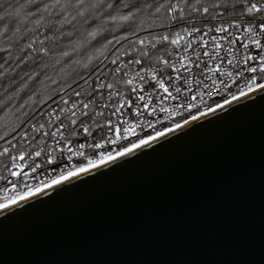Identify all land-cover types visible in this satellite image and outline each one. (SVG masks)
Returning <instances> with one entry per match:
<instances>
[{
    "label": "water",
    "instance_id": "95a60500",
    "mask_svg": "<svg viewBox=\"0 0 264 264\" xmlns=\"http://www.w3.org/2000/svg\"><path fill=\"white\" fill-rule=\"evenodd\" d=\"M0 264H264V90L1 211Z\"/></svg>",
    "mask_w": 264,
    "mask_h": 264
},
{
    "label": "built area",
    "instance_id": "2783aa9c",
    "mask_svg": "<svg viewBox=\"0 0 264 264\" xmlns=\"http://www.w3.org/2000/svg\"><path fill=\"white\" fill-rule=\"evenodd\" d=\"M259 2L264 3V0ZM174 4L178 5L177 3ZM169 14L176 24V12L172 13L169 11ZM234 21L239 22L241 28L239 30L229 28V32L241 36V42H243L245 36L243 32L244 26H247L249 23L257 25L259 23L258 19L254 20L250 15L221 17L212 21L191 23L170 33L145 37L147 38L145 45H140L138 42V45L134 47L118 49L107 55L98 69L81 87L63 92L58 99L28 120L23 128L10 140L11 144L7 142L0 147V152H3L4 148L9 149L7 154L0 155V202L16 198L60 177L61 170L66 175L78 169L80 166L89 164V160L92 163L99 162L101 161L102 155L105 159L108 157L109 152L112 155L116 154L124 148L138 142L140 139L154 135L194 114L211 108L220 103L218 101L221 99L225 101L233 97V95L248 90V80L252 74L244 72L242 76L236 75L243 67L242 64H237V61L241 60L246 53L240 48L238 43L233 46L235 48V54L230 55L224 50L228 47L227 41L220 39L224 34L215 31L221 24L227 27ZM193 28L200 29V32L193 33L189 36L184 31L185 29L191 31ZM177 32L181 33L184 37L178 45H172L170 42L164 41L158 43L155 48H152L151 43H149L150 41L154 42L153 37L158 40L163 35H169L170 39L175 38ZM205 33L207 35H204ZM201 36H204V41L208 42L204 43V41H201ZM212 36L217 37L222 48L217 49L215 47L211 41ZM258 38L264 43V36ZM188 41L192 42V47L185 51L184 45ZM163 43L166 44V47H161ZM138 50L147 51L150 53V56L143 58L140 65H128V61L141 58ZM205 51L209 52L212 58L205 56L203 54ZM117 52L119 53V60L118 64L114 65L111 61L116 58ZM156 52H158V55H156ZM217 52L219 53V59L215 58ZM197 53H200V55L197 56ZM228 60H232L233 63L230 65ZM164 61L174 64L175 68L180 69V72L177 74L173 68H168L163 63ZM182 64L184 67L181 66ZM118 65L122 67V71L115 72L114 70ZM217 65H220L219 71H216ZM141 68L150 71L155 69L159 76L165 79L169 76L173 77L169 90L175 94V87L179 86L181 88L177 99H157V92L161 97L166 94L163 93L162 89H158L155 81H152L150 78H147L143 83L139 81L136 77V72ZM125 72L128 73L127 76L124 75ZM229 72L233 75L229 76L227 74ZM177 75L181 79L176 80L175 77ZM128 79L133 80V86L139 90L137 93H133L131 87L126 85L125 81ZM185 80L189 81L190 84H185ZM213 81H216V83H213ZM263 81L264 79H261L258 74L257 82L261 83ZM109 83L113 84L112 89H108L107 87L100 89L97 87L99 84L106 86ZM166 86L169 85L166 84ZM189 87L191 88L190 91L188 90ZM77 92L81 93L79 97L75 95ZM109 92H116L120 95L108 100ZM209 92H211V95L208 94ZM146 93L153 94L152 100L154 102L150 104L147 110L143 108V104L148 99ZM138 95H145L146 100L139 101L137 98ZM121 97L131 101L132 107L139 106L143 113L139 118V123L142 127H135V132L127 133L126 138L124 136H118L110 130L116 124L123 125L124 127L129 126L124 123L125 120L129 121V123L135 122V113L132 111V107L127 105L122 109L123 115L121 113L113 115L115 109L120 107L119 101ZM80 101H91L89 108L85 111H89L90 113L93 111L100 112L102 115L95 116L94 119L80 116ZM73 103L77 104L76 109H72ZM153 106L156 111L151 113ZM61 109H65V112H61ZM69 109L75 110L78 113L77 117H75L77 119L76 125H72L70 120L66 118L70 116ZM161 109H164V111H161ZM57 116H60V120L56 119ZM109 120L112 121V125L107 123ZM81 121L90 126L91 136L83 132V128L80 126ZM61 122H63L64 127H60ZM41 124L44 125L42 129H40ZM37 129L39 130L37 131ZM57 129H59L58 135L52 137L50 134L56 132ZM43 133H49V135L44 136ZM73 133L76 134L73 135ZM60 134L65 138L63 142L70 143L73 152L78 150L80 144H85L86 147L82 150L85 155H73V158L68 160L67 153H65L60 158L58 149L62 144L57 143L60 140ZM94 144H99L100 147H88V145ZM12 145H15V148ZM41 149H44L42 155L35 157L34 153ZM21 152L28 153L29 155L24 160H21L19 159ZM49 153L57 156V162L52 165L44 162L46 155ZM13 156L17 158L15 160V167L13 166ZM34 164H40L41 166L33 173L32 166ZM14 171L20 172L21 176L13 177L11 173ZM25 172L28 173L26 177L23 175ZM10 181H14L16 187H13Z\"/></svg>",
    "mask_w": 264,
    "mask_h": 264
},
{
    "label": "trees",
    "instance_id": "16d2710c",
    "mask_svg": "<svg viewBox=\"0 0 264 264\" xmlns=\"http://www.w3.org/2000/svg\"><path fill=\"white\" fill-rule=\"evenodd\" d=\"M51 2L0 0V15L12 6L25 5L18 20L9 25L7 34L0 36V137H3L0 147L63 92L81 87L107 55L138 45L140 38L170 33L191 23L240 16L244 8L240 0H199V4L197 0H102L103 7L99 10L89 7L91 15L87 20L77 17L74 27L57 31L54 42L45 39V36H53V32L48 31L53 20L43 11L44 5ZM92 2L93 5L97 3L85 0L88 5ZM174 3L179 9H184L183 19H180V10L176 11V24L169 14V5ZM109 4L112 8L108 7ZM215 4L221 6L213 7ZM161 5L163 7L157 12ZM193 7L200 11H192ZM204 7L209 8V13H203ZM69 11L76 15L75 8ZM24 13L37 15L30 18ZM129 13H133L129 20L121 19ZM40 16L44 19L37 25L36 20ZM111 17L115 20L111 21ZM93 29L98 31V35L90 39L87 33ZM3 30L4 25H0V31ZM125 36L127 39H121ZM109 40L113 43L109 44ZM116 40L120 43L117 44ZM30 43L35 51L27 47ZM161 47H166V44ZM42 48L49 49V53L45 55ZM222 101L224 99L218 102Z\"/></svg>",
    "mask_w": 264,
    "mask_h": 264
},
{
    "label": "snow or ice",
    "instance_id": "6c2138e0",
    "mask_svg": "<svg viewBox=\"0 0 264 264\" xmlns=\"http://www.w3.org/2000/svg\"><path fill=\"white\" fill-rule=\"evenodd\" d=\"M240 2L244 5L243 11L241 12V15H250L253 17V19H258L259 23L254 24V23H249L247 26H244L243 28V32L245 34L244 38H243V42H241L242 37L239 35H236L234 33H230L229 32V28H235L237 30H239L241 28V25L239 22H232L231 24H229L227 27H225L223 24H221L219 27H217L215 29V31L217 33H223L224 35L220 37L221 40H226L228 43V47L226 49H224L226 52H228L230 55H234L235 54V48L233 46L237 45L239 43L240 48H242L244 50V52L246 53L241 60L237 61V64H242L243 67L241 68V70L236 73L237 76H242L244 74V72L250 73L252 74L250 76V79L248 80V87L249 90H252V85H255L257 88L264 90V83H258L257 82V75L259 74V77L261 79H264V43H262L261 39L258 38L260 36H264V3L259 2V0H257V2H251V0H240ZM197 4H199V0H197ZM221 5L219 4H215L213 5V7H220ZM89 7H91L92 9L95 10H99L100 8L103 7V2L102 0H97V3L95 5H86L85 0H52L51 3H46L44 5L43 11L48 13V16L50 18H52L53 23H51L48 26V31L53 32V36L49 37V36H45V39H52L54 42V37H55V33L57 31L63 32V30L67 27V28H72L75 26V22L77 20V17H83L84 19H88V17L91 15V12L88 10ZM109 8H112V5L109 4L108 5ZM163 7V5L157 7L156 11L159 12L160 8ZM71 8H75L76 10V15L73 16L71 14V12L69 11V9ZM178 5H169V11L172 13H175L177 11ZM25 9V5L21 4L19 7L16 6H12L9 9H7L5 11L4 15H0V25H4V30L0 31V36L6 35L8 30H9V25L13 22H15L16 20H18V18L20 17L21 13L24 12ZM180 19H183L184 17V9L180 8ZM192 11H200L199 8L197 7H193ZM203 13L207 14L209 13V8L208 7H204L202 9ZM25 15H28L30 18L31 17H35L37 15V13H24ZM133 15V13H129V15L126 16H122L121 19L122 20H129L130 17ZM175 18V17H174ZM44 19L43 16H40L39 19L36 20V24L39 25L41 23V21ZM115 17H111V21H114ZM18 30V29H17ZM187 35L191 36L193 33H198L200 32V29L197 28H193L191 29V31L185 29L184 30ZM250 34V35H248ZM98 35V31L96 29H93L92 31L87 33V36L90 39H95L96 36ZM204 35H207V33H205ZM184 37L181 35V33L177 32L175 38L170 39L169 35H163L161 37H159V39L157 40L155 37H153V41L154 42H149L151 43V47L155 48L157 46L158 43L160 42H164V41H168L170 42L172 45H178L180 40H182ZM121 39H127V37H121ZM147 38L145 39H140L138 42L140 45H145V41ZM201 41H204V36L200 37ZM211 41L213 42V44L215 45V47L217 49L222 48V45L218 42L217 37L216 36H212L211 37ZM117 44L120 43V40H116L115 41ZM208 41H204V43H207ZM41 43H43V41H41ZM109 44H112L113 41L109 40L108 41ZM29 49H33V51H35L33 44L30 43L27 46ZM192 47V42L188 41L185 43L184 45V50L187 51L189 48ZM41 51L47 55L49 53V49L47 48H42ZM140 53V59H133L127 62L128 65H140L142 63V59L145 57H149L150 53L147 51H143V50H138ZM205 56H209L210 58H212L211 54L207 51H205L203 53ZM64 55H68V53H64ZM200 53H197V56H199ZM216 59H219V53L217 52V55L215 57ZM183 59V57H182ZM118 60H119V53L117 52L116 54V58L113 59L111 61L112 64L116 65L118 64ZM168 68H173L174 71L178 74L180 72L179 68H175L174 64L169 63L168 61H164L163 62ZM228 63L231 65L233 62L232 60H228ZM182 67H184V65H181ZM220 70V65L216 66V71ZM115 72H120L122 71V67L121 66H117L114 70ZM229 76L233 75L231 72L227 73ZM125 76L128 75L127 72L124 73ZM136 77L139 79V81L141 83H143L147 78H150L152 81H155V85L158 89H162L163 93H165L166 95L161 97L159 95V93H156V98L157 99H168L171 98L172 100H176L178 94L181 92V88L179 86L175 87V94L169 90L171 84L170 82L172 81L173 77L169 76L167 77V79L159 76L157 70L153 69V70H148V69H144L141 68L139 71L136 72ZM176 80L181 79V77L179 75H177L175 77ZM55 82V81H54ZM126 85L131 87V91L133 93H137L139 90L133 86V80L132 79H128L125 81ZM185 84H190L189 81L185 80L184 81ZM213 83H216V81H213ZM166 84H168L169 86H166ZM100 89H103L105 87H107L108 89H112L113 88V84L109 83L106 86L103 84H99L97 86ZM188 90L190 91L191 88L189 87ZM209 95H211V92L208 93ZM243 94V93H241ZM75 95L77 97H79L81 95V93L77 92L75 93ZM119 93L116 92H109L108 93V100H111L114 96H119ZM147 95V101L143 104V108L145 110H147L150 106V104L154 103L152 100V93H146ZM138 100L139 101H145L146 100V96L145 95H138ZM233 99H236L237 97L235 95H233L232 97ZM65 103H67V101H65ZM91 103V101L89 102H84V101H80L79 104L81 106V110L79 112V115L82 117H90L92 119L95 118V116H99L102 115V113L100 112H89V111H85L89 108V104ZM120 107H117L115 109V112L113 113V115H115L116 113H122V109L127 105L129 107H132V102L123 99V97L120 98ZM225 104L229 103L228 100H225L224 102ZM217 107H223V105H217ZM77 108V104L73 103L72 104V109H76ZM69 109L68 111H70V116H67L66 118L70 120V123L72 125H76L77 124V119H75V117H77L78 113L75 110ZM210 111H214V109H209ZM61 112H65V109H61ZM132 111L135 113V122L134 123H129V121L125 120L124 123L128 124L129 126L124 127L123 125L120 124H116L113 125L112 128L110 129L111 131H113L116 135L118 136H124L126 138L127 133L129 132H135V127L137 126H141L139 123V118L140 116L143 114L140 110V107H132ZM156 111L155 107L153 106L151 109V113H154ZM161 111H164V109H161ZM149 113V114H151ZM203 115V113H201ZM51 115V114H49ZM197 117L193 116L192 119L195 120ZM57 120H60V116L56 117ZM109 125H112V121L109 120L107 122ZM185 123H187V121H185ZM80 126L83 128V132L88 134L89 136L92 135V132L90 130V126L85 124L83 121L80 122ZM151 126V125H149ZM181 125L180 124H176L175 127L179 128ZM60 127H64L63 122H61ZM44 128V125L41 124L40 125V129ZM39 129H37L38 131ZM172 129H167V131H171ZM59 133V129H57L56 132H52L50 135L52 137H56ZM76 133H73V135H75ZM164 133L163 132H157L156 136H162ZM23 135V134H21ZM44 136H48L49 133H43ZM0 139H3V137H0ZM155 139V137L153 136H149L147 138V140L145 139H140L139 140V144H132V148H136L139 145H143L148 143V141ZM65 141V138L63 137L62 134H60V140L57 141L58 144H62V146L58 149V152L60 154V158L63 157V155L65 153H67V159L71 160L73 158V155H78V156H84L85 153L84 151H82L86 145L85 144H80L79 148L76 152H73V148L70 146L69 142H63ZM63 142V143H62ZM9 144H11V141L8 142ZM114 143V141H113ZM13 148H15V145H12ZM88 147H96L99 148L100 145L99 144H94V145H88ZM132 148H125L123 149V151L118 152L117 155H123L129 151L132 150ZM9 152L8 148H4L3 152H0V155H5ZM44 152V149H41L40 151H36L34 153L35 157H40L42 155V153ZM29 155L28 153L25 152H21L19 159L24 160L25 157ZM111 152L108 153V157L111 158ZM17 158L15 156L12 157L13 160V166L15 167V160ZM104 156H101V160L103 161ZM45 163H47L48 165H52L54 163L57 162V156L49 153L46 155L45 157ZM92 161L89 160V164H91ZM40 164H34L32 166V172H36V170L38 168H40ZM79 171H85V167L84 166H80ZM75 173L73 172H69L68 175H74ZM11 175L13 177H20L21 173L20 172H12ZM23 175L26 177L28 175L27 172L23 173ZM61 178H67L63 171L61 170V174L60 177H58L56 180H53L52 183H58L59 179ZM10 183L12 184L13 187H16V184L14 181H10ZM5 205H0V207H4Z\"/></svg>",
    "mask_w": 264,
    "mask_h": 264
},
{
    "label": "bare ground",
    "instance_id": "6f19581e",
    "mask_svg": "<svg viewBox=\"0 0 264 264\" xmlns=\"http://www.w3.org/2000/svg\"><path fill=\"white\" fill-rule=\"evenodd\" d=\"M261 83H264V81L261 82ZM258 90H260V89L257 88L256 86H253L251 91L248 89V90H245V91L241 92L243 94L239 93V94L235 95L237 97L236 99H233L232 97L226 99V100L229 101V103L225 104L224 103L225 101H222V102H220V103L212 106L209 109H214V111H216V110L222 108V107H217V105H223V107H224V106H226V105H228V104H230V103H232V102H234V101H236V100H238V99H240L242 97H245V96H247L249 94H252V93H254V92L258 91ZM209 109H207L205 111H202V112H199L197 114H194L193 116H196L197 117L196 119H198V118H200V117H202L204 115H207V114H209L211 112H214V111H210ZM201 113H203V115ZM193 116L188 117V118L184 119L183 121L178 122L176 124H180L181 126L179 128H181V127H183V126H185V125H187V124L195 121L196 119L195 120L192 119ZM185 121H187V123H185ZM175 125L170 126V127L166 128V129H163V130H161L159 132H163L164 134L162 136H164V135H166V134H168V133H170L172 131H175V130L179 129V128H176ZM167 129H172V130L171 131H167ZM151 136L155 137V139H157L159 137H162V136H156V133L154 135H151ZM147 138L148 137L143 138V139L147 140ZM155 139H153V140H155ZM153 140L148 141V143L151 142V141H153ZM136 144H139V141L136 142ZM143 145H145V144H143ZM140 146H142V145H139L138 147H140ZM126 148H132V145L129 146V147H126ZM133 149H135V148H132V150ZM121 151H123V150H121ZM121 151H119V152H121ZM117 153L111 155V158L107 157V158L103 159V161L101 160L99 162H94V163L85 165L84 166L85 169H86L85 171H79L78 170L79 168L76 169V170L71 171V172H73L75 174L74 175H70V176L68 174H66L65 176L67 178H61V179H59V182L58 183H52L53 180H56L57 179L56 178V179H53L52 181L47 182L46 184H43V185L39 186L38 188L32 189V190H30V191H28V192H26V193H24L22 195H19L16 198H13V199H10V200H6V201H3V202H0V205H5L4 207H0V212L3 211V210H5V209H7V208H9V207H11V206H14V205L20 203V202H22V201H24V200H26L28 198H31V197H33V196H35V195H37V194H39V193H41V192H43L45 190H48V189H50V188H52V187H54V186H56V185H58V184H60L62 182H65V181H67V180H69V179H71V178H73V177H75V176H77L79 174H82V173H84V172H86V171H88V170H90V169H92V168H94L96 166H99V165H101V164H103V163H105V162H107V161H109V160H111L113 158H116V157L120 156V155H117Z\"/></svg>",
    "mask_w": 264,
    "mask_h": 264
},
{
    "label": "rangeland",
    "instance_id": "374dc122",
    "mask_svg": "<svg viewBox=\"0 0 264 264\" xmlns=\"http://www.w3.org/2000/svg\"><path fill=\"white\" fill-rule=\"evenodd\" d=\"M94 1H97V0H94ZM86 5H88V4H86ZM91 5H93V2L89 6H91ZM94 5H95V3H94ZM97 49L99 50V48H97Z\"/></svg>",
    "mask_w": 264,
    "mask_h": 264
}]
</instances>
